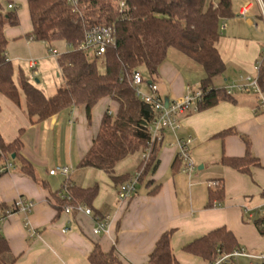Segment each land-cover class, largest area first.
<instances>
[{"label":"crops","instance_id":"obj_1","mask_svg":"<svg viewBox=\"0 0 264 264\" xmlns=\"http://www.w3.org/2000/svg\"><path fill=\"white\" fill-rule=\"evenodd\" d=\"M10 3L15 5L20 24L7 27L8 48L22 39L31 54L35 43L27 37L32 30L28 0H0L5 11L11 10ZM246 5L250 6L247 14L239 15ZM232 8L234 16L220 24L218 47L225 71L213 79L216 89H225L249 75L259 78L255 67L259 64L261 68L264 63V19L257 0H232ZM8 48L7 57L13 64L17 56L11 57ZM52 51L58 65L57 52ZM44 58L30 56L28 70L15 69L16 82L20 84V71L28 78L33 70L38 75V61ZM33 60L36 67L32 66ZM204 76L200 63L170 48L155 82L159 94L173 101L183 97L187 87L199 88ZM260 89L263 94L235 91L212 106L182 116L175 133L165 129L155 172L142 175L141 156L132 155L119 162L118 175L128 180L139 175L136 193L124 202L119 200L118 184L108 173L80 164L100 130L105 112H117L115 102L101 99L93 107L91 118L82 105L33 121L21 89L19 102L0 93V132L8 142H21L20 153L33 171L26 172L21 159L15 156V160H0V213L19 197L34 203L27 215L15 211L0 219V233L17 257L14 264H92L89 255L96 246L107 252L114 245L125 264H148L157 241L170 230L174 231L172 249L181 264H210L184 247L219 227L232 231L238 246L247 253H264V232L256 224L264 219V88ZM228 130L232 132L221 135ZM189 137L196 163L191 173L183 170L184 160L177 159V141ZM247 141L259 161L251 165L249 172L221 163L224 155L245 156ZM7 163L12 166L4 170ZM58 165L72 168L69 177L50 174V169ZM214 180L223 183V200L210 196L211 190L216 191L211 186ZM87 187L97 189L90 204L81 202L93 210L92 214L79 211L75 203V189ZM106 216L107 231L95 234L97 218ZM64 228L68 231L63 232ZM253 259L241 255L228 264H251ZM257 263L264 264V260Z\"/></svg>","mask_w":264,"mask_h":264},{"label":"trees","instance_id":"obj_2","mask_svg":"<svg viewBox=\"0 0 264 264\" xmlns=\"http://www.w3.org/2000/svg\"><path fill=\"white\" fill-rule=\"evenodd\" d=\"M122 2L125 3L123 12L119 9ZM28 6L32 23L28 38L47 44L64 40L74 46L67 52L57 54L65 84L48 96L23 71L19 72L20 84L16 82L15 68L7 57L9 41L6 29L18 26L20 17L15 7L5 11L0 5V93L19 102L21 89L27 112L33 121H42L82 105L91 118L93 107L101 99L107 97L115 102L117 112L109 113V109L105 112L100 130L80 164L104 170L119 188L128 181L116 173V166L125 158L139 151L144 153L150 147L149 159H142L144 177L155 172L160 163L161 141L157 139L151 142L150 126L155 112L137 96L132 80L134 72L144 69L148 74L146 84H150V80L155 82L168 50L176 48L204 68L205 76L200 85L203 102L199 109L231 96L224 88L216 89L213 79L225 71L218 47L220 24L222 20L234 16L232 0H218L217 4L213 0H79L76 7L69 0H28ZM96 25L113 26L116 45L109 46L104 57L91 60L86 52L76 49V46L86 32ZM99 58L105 62V72L99 71ZM258 81L264 88V63L259 70ZM230 132L228 130L221 135ZM20 147L19 140L8 142L0 132V160L21 159L22 168L32 173L31 164L20 153ZM177 159L183 160L179 154ZM221 163L241 172H249L251 165L259 161L253 156L250 142L247 141L245 156L224 155ZM215 189V192H210L211 198L223 200L222 181ZM75 190L77 204H90L97 193L95 187ZM13 204L8 209L3 208L0 219L8 215V210H13ZM262 221L264 219L256 224L260 227ZM173 232L167 231L159 238L148 264H181L172 249ZM238 248L234 233L226 227H219L188 243L184 250L213 263L223 254L232 253ZM16 259L6 238L0 233V264H14ZM89 260L92 264H125L115 245L107 252L96 246Z\"/></svg>","mask_w":264,"mask_h":264},{"label":"built area","instance_id":"obj_3","mask_svg":"<svg viewBox=\"0 0 264 264\" xmlns=\"http://www.w3.org/2000/svg\"><path fill=\"white\" fill-rule=\"evenodd\" d=\"M69 2L76 7L79 0H69ZM261 15L264 19V0H257ZM119 6L121 12L124 11L125 3L122 2ZM9 7H14L13 4H9ZM75 9V8H74ZM250 6H244L239 15L245 16L249 11ZM68 45L71 48H74L73 45ZM116 45V35L115 28L111 25H96L91 27L85 34L83 40L79 42L76 46V49L82 50L86 52L89 57H104L107 52L109 46ZM32 66L36 67V61H32ZM256 70L259 71L260 65L258 64ZM37 77V71L33 70L29 75V79H34ZM133 86L135 88L136 94L139 98L145 101L148 105H150L155 112V118L150 126V130L152 133L151 142L160 139L162 132L165 129H169L175 133L177 128L180 127L181 117L196 111L200 108V105L203 102V90L199 88L187 87L186 94L173 101H170L168 105L165 103V98L159 94L158 84L152 81L150 84H146V77L140 71H136L133 73ZM147 88V89H146ZM226 93L232 95L235 91H254L256 93H260V85L258 81V77L246 76L241 78L238 83L228 86L225 88ZM262 107L264 108V101H262ZM109 113H112L109 111ZM191 144L192 138L179 139L177 141L178 146V154L182 157L185 162L183 170L187 173H191L196 168L195 160L191 153ZM150 157V147H148L145 152L142 154V159L147 161ZM12 166L11 163H8L7 168L9 169ZM51 175H61L63 177H69L72 172V168L67 165H58L50 169ZM139 182V175L128 180L123 183L118 192V197L120 201H126L131 198L137 191V185ZM221 185V181L214 180L211 182V186L217 187ZM34 203L31 200L26 199L25 197H19L15 200L13 204V210H8L7 213L11 214L15 211H22L26 215L29 214L32 210ZM79 211H83L86 214H92L93 210L82 204H77L76 207ZM71 208L66 207V211H70ZM264 213V211H262ZM109 226V216L106 217H98L97 224L94 228V233L99 234L101 232L107 231ZM260 228L264 230V221L260 223ZM63 232H67L68 228H64ZM245 255L253 257L254 259L264 260V253H260L258 255L247 253L244 249L238 248L232 253L223 254L220 256L215 262L210 264H228L232 262L238 256ZM251 264H258L253 261Z\"/></svg>","mask_w":264,"mask_h":264},{"label":"rangeland","instance_id":"obj_4","mask_svg":"<svg viewBox=\"0 0 264 264\" xmlns=\"http://www.w3.org/2000/svg\"><path fill=\"white\" fill-rule=\"evenodd\" d=\"M17 42L15 41L12 45H9L8 52H11V57L17 56V59H13V66L18 71L19 68H23L25 70H28L27 67V61L30 60V56H37V55H44L45 58L38 61V75L36 78L32 80V82L41 90L44 91L46 95L53 94L57 88L63 86L65 84V81L62 76H58V65L56 61V55L51 52V49H54L57 54H61L64 52H67L71 50L72 48L68 45V43L64 40L56 41L51 44H47L43 41H37L32 40V42L35 43V46L32 48L31 54L25 50L26 47L24 44V40L18 39ZM50 49V50H49ZM34 58V57H32ZM91 60L94 59V57H89ZM34 59H37L36 57ZM97 65L99 68V71L105 72L106 65L102 58H99L97 60ZM144 77H147V71L146 70H140ZM30 72V70L28 71ZM15 77H17V72L15 74ZM17 79V78H16ZM39 80V81H38ZM261 94L262 91H261ZM263 98V97H262ZM114 110L112 109V112ZM134 155L136 157H140L142 159V152H137ZM254 261H258V259H253Z\"/></svg>","mask_w":264,"mask_h":264},{"label":"water","instance_id":"obj_5","mask_svg":"<svg viewBox=\"0 0 264 264\" xmlns=\"http://www.w3.org/2000/svg\"><path fill=\"white\" fill-rule=\"evenodd\" d=\"M150 82H152V81L150 80ZM169 102H170V99H169L168 97H166V98H165V103H166V105H168ZM14 156H15V155H13V157H14Z\"/></svg>","mask_w":264,"mask_h":264}]
</instances>
